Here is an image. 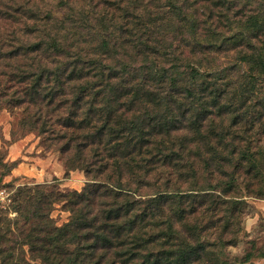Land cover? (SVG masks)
I'll return each instance as SVG.
<instances>
[{
	"label": "trees",
	"instance_id": "16d2710c",
	"mask_svg": "<svg viewBox=\"0 0 264 264\" xmlns=\"http://www.w3.org/2000/svg\"><path fill=\"white\" fill-rule=\"evenodd\" d=\"M126 1L114 6L121 10ZM178 1L169 0V17L187 22L192 39L186 47L205 57L198 66L184 60L181 67H160L146 52L152 23L139 35L136 55L124 61L104 35L106 17L115 14L98 5L92 12L99 31L88 15L85 24L74 17L41 27L28 11L27 19L0 23V101L8 96L6 83L21 86L8 102L23 106L28 123L59 147L67 167L83 169L89 179L80 193L28 189L22 200L15 198L17 216H0L1 222L22 214L30 225L29 234L22 233L25 245L39 264H228L221 256L233 246L227 235L238 233L231 219L239 210L218 216L231 213L229 202H215L199 179L233 154L235 142L264 135V3ZM13 25H22L18 32L29 38L45 33L48 39L20 43L8 33ZM201 25L207 32L198 40ZM236 50L230 67L217 71L206 63L208 54ZM111 58L122 60L108 66ZM238 66L245 69L232 80ZM249 173L257 178L261 167ZM50 196L69 198L72 215L62 226L46 212ZM5 244L0 239L2 264H19L15 247Z\"/></svg>",
	"mask_w": 264,
	"mask_h": 264
},
{
	"label": "rangeland",
	"instance_id": "374dc122",
	"mask_svg": "<svg viewBox=\"0 0 264 264\" xmlns=\"http://www.w3.org/2000/svg\"><path fill=\"white\" fill-rule=\"evenodd\" d=\"M107 1L0 0V23L7 24L9 21L27 19L26 12L28 11L40 19L38 23L41 27L47 23L50 27L61 26V23L74 17L78 19V22L81 19L82 24H85L82 19H84L83 16L88 15L89 22L93 23L95 27L93 31H99L101 27L96 25L98 15L93 18L92 12L94 11L93 7L98 5V11L104 12L105 10V12L109 11L115 14H109V17H106L109 29L104 35L109 39L111 48L117 46L124 61H131V57L136 55L138 52L136 42L140 34L147 32L144 30H147L148 27L154 34L152 35L153 40L148 43L149 50L146 52L148 55L155 54L152 55L153 57L157 56L156 61L160 67H171L175 64L181 67L185 63L184 60H190L191 64L198 66V60L205 58L200 51L194 54L191 47H186V42L192 39L189 35L190 30L187 27V22L183 25L177 18L169 17L171 15V7H168L169 0H144L137 6L127 0L125 4L119 3L121 10L114 6L115 0H109L108 4ZM179 1L178 4H182L183 0ZM263 3L264 0H256L255 5L259 6ZM185 9L189 10L188 13L191 11L188 7ZM234 9L230 13L231 16L237 10V8ZM19 10L20 12H18ZM138 16L139 19H137ZM204 20L205 17L201 18V23ZM149 23L152 24L148 26ZM107 27L105 28L107 29ZM204 27L201 25V29L197 31V36H201L198 40L203 39L202 35L207 32ZM8 28V33L18 35L20 43L25 42L28 46L38 41L42 42L45 38V33L32 36L33 38H29L22 31L19 33L18 31L23 28L22 25L16 27L13 25V28L8 26ZM11 45L13 47L14 43ZM46 46L48 44H45ZM164 53L167 55L171 53V55L167 56ZM51 54L52 52L49 51L48 56ZM174 56H181L183 61H175ZM208 56L209 60L206 63L211 62L210 66L218 71L234 65L239 54L236 50L212 53ZM168 57L170 60H167ZM117 59H109L108 66H116ZM51 61H53V57ZM243 69L245 66H242L241 69L240 66L236 67L237 71L232 73L231 79L239 78ZM4 88L9 92L8 96L0 101V187L10 190L16 198L21 197V200L28 189H32L34 193L37 186L47 195L82 192L89 183L86 172L83 169L74 168L75 166L72 165L67 167L59 147L53 145L48 135H42L28 123L30 116L24 107L15 108L17 102H8L13 99L16 91L22 89L21 86L13 87L6 83ZM234 145L235 148L230 147L229 149L233 150V154L230 157L226 156L227 158L220 163L215 162L218 165L216 164L211 175L202 176L199 180L201 185L208 189L209 195L214 198L215 202L218 200L229 202L226 209L231 210V213L219 211L218 216L224 217L231 215L236 209L239 210L238 218L231 219L234 224L233 231L238 233L227 235V238L234 242L233 246L224 249L221 256L222 261L228 264H258L264 260L259 256L264 251V214L259 206V203L264 199V135L259 137V135L253 134L247 142H235ZM226 154L228 155V152ZM49 162L53 163L55 169L48 165ZM251 166L261 167L262 173L259 177L255 178L253 174L249 173ZM56 169L60 170L59 175ZM230 181L234 182L231 189L226 187ZM68 200L69 198L58 200L54 196L47 199L52 204L46 209V212L54 219L56 226H62L71 219L72 213L69 205L66 204ZM29 232L30 225H24L22 214L17 218L4 219L0 222V239L5 241V246L15 247L13 260L18 261L19 264H24L23 261L32 264L40 263L38 259L33 260L29 254L28 246L25 245V234H29ZM22 233L25 234L22 236ZM246 255L248 258H245ZM2 259L1 256L0 264H2Z\"/></svg>",
	"mask_w": 264,
	"mask_h": 264
},
{
	"label": "built area",
	"instance_id": "2783aa9c",
	"mask_svg": "<svg viewBox=\"0 0 264 264\" xmlns=\"http://www.w3.org/2000/svg\"><path fill=\"white\" fill-rule=\"evenodd\" d=\"M15 198L13 192L4 187H0V216L7 215L9 217H14L17 215L13 210Z\"/></svg>",
	"mask_w": 264,
	"mask_h": 264
},
{
	"label": "crops",
	"instance_id": "0c3cea01",
	"mask_svg": "<svg viewBox=\"0 0 264 264\" xmlns=\"http://www.w3.org/2000/svg\"><path fill=\"white\" fill-rule=\"evenodd\" d=\"M52 169H55V167H53V163H50L48 164ZM55 166V165H54ZM57 170V174L59 175L60 173V170L59 169H56ZM259 206H260V209L262 210V213L264 214V201H261L259 203ZM258 264H264V260H262L261 262H259Z\"/></svg>",
	"mask_w": 264,
	"mask_h": 264
}]
</instances>
